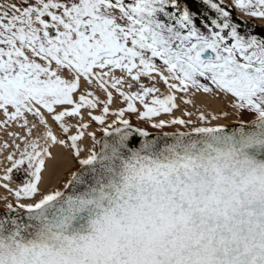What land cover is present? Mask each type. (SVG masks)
<instances>
[{"label": "snow or ice", "instance_id": "1", "mask_svg": "<svg viewBox=\"0 0 264 264\" xmlns=\"http://www.w3.org/2000/svg\"><path fill=\"white\" fill-rule=\"evenodd\" d=\"M198 2L205 11L190 0L0 3V127L25 130L8 133L20 143L0 170L14 198L0 209V264H264V25L241 31L232 18L264 20V0ZM114 92L126 107L105 124ZM198 92L230 97L235 123L189 128L171 115L178 95L188 104ZM98 105L87 117L103 136L87 133L82 149V109ZM126 112L186 130L153 136ZM56 144L78 167L42 190Z\"/></svg>", "mask_w": 264, "mask_h": 264}, {"label": "rangeland", "instance_id": "2", "mask_svg": "<svg viewBox=\"0 0 264 264\" xmlns=\"http://www.w3.org/2000/svg\"><path fill=\"white\" fill-rule=\"evenodd\" d=\"M224 1H225V4H228V2H229V0H224ZM4 2H5V0H0V3H4ZM234 14L236 16V19H238V20H247V21L254 20V19H252L250 17L244 16L238 10H234ZM255 21L257 22V24L264 25V20H255ZM236 23H237V21H236ZM259 27H257V26L255 27V30H257L258 32L261 31V30L259 31ZM144 82L146 83V80H144ZM125 90H127V89L125 88ZM96 95L100 96L101 99H104V96L98 90L96 91ZM114 95L116 97H119V95L117 93H115V92H114ZM122 102L124 104L120 105V104H122ZM122 102L116 103L118 105L114 104V105H112L110 107V112H109V114L106 117L105 124H109V123H111V121L113 119H115V116L112 113L117 111L120 108V106L121 107L126 106L125 102L124 101H122ZM136 105H137L138 108L141 107L138 102H136ZM88 111H92L94 115L101 114V106L98 105L96 109H92V110L82 109V114L84 116V122H88L89 123V127L87 129L83 130V131H85V136L81 139V141H79L82 149L85 148L86 146H91V144H92V139H91V137H89L87 135V133L95 132V134L97 136L99 134V132H101L100 129L103 127L102 125H99V124H97L95 122H91V121L88 120V117H87V112ZM178 112L181 113V109L173 110V113L171 115L174 116V114L177 113L176 117H182V118L186 119V117L182 113L179 114ZM181 115H183V116H181ZM124 118L128 119L131 123H134L135 125L144 127L146 129H151L152 128L150 126V122L149 121L143 120V119H139L138 115L136 113H127L126 112ZM160 118H167V116H165V115L163 116V114H162V116ZM29 119H30L31 122H35L32 117L29 118ZM49 121H52L50 119V117L48 118V122ZM68 122L70 124L74 125V124L77 123V119H71ZM10 124L12 125V123H10ZM52 125H53V128H52L53 133L57 136L58 139H63L64 138V134L61 132L59 127L54 122H52ZM201 125L202 124H200V123H193L192 125H189L187 127L190 128L192 126H201ZM177 128H180L181 130H186L185 127L179 126V125H168L165 128H163V129L164 130H176ZM40 130H42V125H38L37 129H33V134H35L37 131H40ZM2 131L5 132V133H14V131L9 130V129H2ZM22 132L24 133V134L23 133L22 134L25 135L24 130ZM74 132H75V128H71L69 134H73ZM9 136H12V135H9ZM1 141H2V138L0 139V144H2V142H5L4 140L2 142ZM6 142H8V144L12 145L11 143H9V141H6ZM16 143H20V140L18 142H16ZM10 145H9V148L5 150L6 152L0 154V156L2 155L0 157V159H1L0 160V162H1L0 163L1 164L0 165V170L3 169L2 166H4V165L7 166V161L5 160V157L7 156V154L10 151H12ZM52 153H53V158L49 159L50 160L49 163L51 164L52 160H55V162L52 161L53 162L51 164L52 166H49L50 164H48V163L46 165V169H45V172H44V176H45V181H44L45 183L44 184H45V186H43V184H42V186H43V187L41 186L42 190L50 189V188H56L57 185L60 182H65L66 177L70 174V172L72 170H74L75 167L78 166L76 164V162L74 161L73 156L71 155L70 148H68V147L56 144V145H54V147L52 149ZM83 154L84 153L82 151L81 155H83ZM2 158H3V160H2ZM47 166H49L50 168L47 167ZM19 178H20L19 175H17L16 173L13 174V179L15 181L19 182ZM4 197H7V200H5ZM7 202H14V198L11 197V196H2V194L0 193V207L5 206V204ZM24 202H27V201H24Z\"/></svg>", "mask_w": 264, "mask_h": 264}, {"label": "bare ground", "instance_id": "3", "mask_svg": "<svg viewBox=\"0 0 264 264\" xmlns=\"http://www.w3.org/2000/svg\"><path fill=\"white\" fill-rule=\"evenodd\" d=\"M223 2L225 3V1L223 0ZM119 75V73H117ZM146 80V79H145ZM149 83L147 80H146V84ZM158 87H160L161 91L163 92L165 89H164V85L163 84H158L157 85ZM84 88L82 86L81 88V91H83ZM105 98V97H104ZM186 99H190L192 101V103H188V104H185L183 102V100L180 99L179 95L177 97V105L178 107L176 109H181V113L183 114L184 111L186 110L187 112L191 113L190 116H185L186 119H190L192 120L193 123H200L202 125L204 124H209V125H223V124H231V123H235L236 121V117H234L232 115L234 109H232L229 105H228V101L230 100V97H218V96H213L212 94H205V93H202V92H198V93H189L186 97ZM123 99L120 98V97H116L114 94H113V102L109 105V108L116 104V103H120L122 102ZM124 103L122 102V104L120 105H123ZM118 105V104H116ZM115 107V106H114ZM121 107V106H120ZM126 107V106H124ZM112 109V108H111ZM174 109V110H176ZM43 111V110H42ZM200 112H205V113H211L212 115H215L216 116V119L213 120L211 119V116L208 117V120L207 121H200L198 119V116L200 114ZM222 112H227L229 113V115L227 117H224L221 115ZM179 113V112H178ZM179 113V114H181ZM177 113L174 114V116H176ZM44 115H45V118L48 119L49 118V114L47 112H44ZM164 116V115H163ZM183 116V115H181ZM31 118L30 116L28 117V119ZM3 119V115L2 113H0V120ZM30 120V119H29ZM49 125L51 126V128H53V125H52V121H49ZM43 127V126H42ZM2 129H9V130H12L14 131V133H19L20 135H23L24 133L22 132L24 129L19 127L17 124L15 123H12L9 124L8 127H0V139L2 138V141L4 140L5 142L6 141H9V143L12 144V141L15 139L16 142L19 141V138L18 137H15V136H9L8 133H5L2 131ZM25 132V130H24ZM23 133V134H22ZM18 140V141H17ZM1 141V142H2ZM4 143V142H2ZM10 145V144H9ZM11 146V145H10ZM54 145L51 146V151L53 149ZM12 149V147H11ZM10 149V150H11ZM6 149L0 151V154L6 152L5 151ZM9 150V151H10ZM8 152V151H7ZM2 156V155H1ZM0 156V157H1ZM1 160V159H0ZM3 160V158H2ZM55 162V160H52ZM51 161V164L53 163ZM5 162V161H4ZM50 160H47V163H49ZM1 163V162H0ZM3 163V162H2ZM4 164V163H3ZM49 165V166H52V165ZM1 165V164H0ZM5 166V165H4ZM2 166V167H4ZM47 166V167H49ZM50 168V167H49ZM45 172V171H44ZM18 182V181H17ZM45 183V182H44ZM43 183V186H45V184ZM63 182H60L57 187H59ZM15 185H13L14 187ZM42 186V187H43ZM48 186V185H47ZM49 188V187H48ZM0 193L2 194V196H11L7 190L3 189V188H0ZM12 197V196H11Z\"/></svg>", "mask_w": 264, "mask_h": 264}, {"label": "trees", "instance_id": "4", "mask_svg": "<svg viewBox=\"0 0 264 264\" xmlns=\"http://www.w3.org/2000/svg\"><path fill=\"white\" fill-rule=\"evenodd\" d=\"M189 7L192 11L197 13L206 10L204 6L198 2V0H190ZM232 18L234 22L237 21V23L241 24L245 29L252 28L253 26L257 25V22L255 20L247 21V20L236 19L234 11H232ZM197 23H199V21H197Z\"/></svg>", "mask_w": 264, "mask_h": 264}, {"label": "water", "instance_id": "5", "mask_svg": "<svg viewBox=\"0 0 264 264\" xmlns=\"http://www.w3.org/2000/svg\"><path fill=\"white\" fill-rule=\"evenodd\" d=\"M234 123H231V124H223V125H225V126H232ZM133 125V124H132ZM133 126H135V127H138V126H136V125H133ZM147 131H149L153 136H159V135H162L164 132H173V131H162V130H147ZM175 131V130H174ZM103 136V133L101 132L99 135H98V137L97 138H101ZM137 140H139V139H141V138H139V137H137L136 138ZM78 167V166H77ZM77 167H75V169L77 168ZM4 207H2V208H0V209H3Z\"/></svg>", "mask_w": 264, "mask_h": 264}, {"label": "flooded vegetation", "instance_id": "6", "mask_svg": "<svg viewBox=\"0 0 264 264\" xmlns=\"http://www.w3.org/2000/svg\"><path fill=\"white\" fill-rule=\"evenodd\" d=\"M241 25V24H240ZM259 27V26H258ZM259 29L261 30V28L259 27ZM244 30H246L242 25H241V31H244ZM259 30V31H260ZM256 32H258L257 30H255ZM151 129H154V128H151Z\"/></svg>", "mask_w": 264, "mask_h": 264}]
</instances>
